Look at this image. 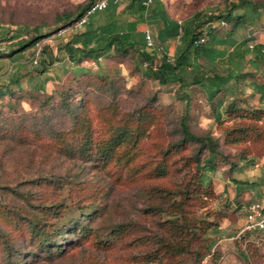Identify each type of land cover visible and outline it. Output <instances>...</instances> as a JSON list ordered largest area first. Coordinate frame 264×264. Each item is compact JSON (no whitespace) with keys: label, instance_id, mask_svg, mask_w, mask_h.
Instances as JSON below:
<instances>
[{"label":"rangeland","instance_id":"374dc122","mask_svg":"<svg viewBox=\"0 0 264 264\" xmlns=\"http://www.w3.org/2000/svg\"><path fill=\"white\" fill-rule=\"evenodd\" d=\"M85 1L0 0V29L8 31L9 35L21 32L26 37L36 28L47 34L39 42L40 49L45 45L46 53L51 52L58 59L40 76L45 92H16L11 98L0 100V237H7L20 252L18 258L7 259L0 239V264L17 260L21 264H165L166 258L146 260L144 247L136 245L134 238L144 236V230L158 237L167 231L166 216L155 207H167L171 203L173 198L166 191H173L177 194L174 198L179 199L185 189H188L193 209L210 211V218L217 222V228L207 233L214 243L200 264H264V233L242 230L246 205L264 201V119L241 116L255 107L238 99L226 103L229 113L218 123L213 120L217 95L210 100L203 86L191 85L189 129L197 135L208 133L215 142L212 158L203 160L207 150L202 149L201 162L196 167L194 155L198 145L195 142L173 146L180 138L178 117L182 103L176 93L177 83L160 84L143 76L144 67L134 66L126 56H116L110 62V79L100 81L96 73L104 69V60L97 63L83 60L76 64L68 61L65 52L58 49L69 33L68 29H59L61 16L74 12ZM173 1H183L184 12L195 9L206 12L217 3V0ZM99 14L95 12L91 18ZM205 46L209 48L211 44ZM6 49L5 42L0 44L2 82L11 71L35 65L29 60L30 48L15 62L4 56ZM117 61L123 63L119 65ZM195 63L196 60H192V70L184 73L187 80L192 77ZM89 70L95 75L89 76L87 81H75L70 75ZM61 92L68 105H77L78 111L88 108L96 133L107 134L108 128L115 124L133 126L135 111H147L148 118L141 124L145 132L136 146L137 153L122 162L108 164L95 159H70L58 153L53 140L47 141L46 132L51 127L66 130L72 124L60 99ZM222 98L230 99L224 95ZM256 108L264 109V102ZM198 173L202 174L201 185L194 180ZM56 181L76 184L65 191L50 184ZM54 196L97 207L90 216H97L93 226L100 233H107L116 223L123 225V233L119 239L110 240L111 247L106 251L87 243L85 249L77 247L53 261L37 256L38 245L29 241L23 219L11 215L15 206L22 207L19 213L29 214L28 199L36 201ZM63 237L59 238V243L66 247L72 238L67 234ZM30 250L35 254L28 256ZM178 264L191 263L186 258Z\"/></svg>","mask_w":264,"mask_h":264},{"label":"trees","instance_id":"16d2710c","mask_svg":"<svg viewBox=\"0 0 264 264\" xmlns=\"http://www.w3.org/2000/svg\"><path fill=\"white\" fill-rule=\"evenodd\" d=\"M94 1L86 0L79 4L74 12L64 13L61 16L59 29L69 27V33L67 39L59 43L58 49L65 52L68 61L76 64H80L83 60H90L94 63H97L98 60H104V69L102 72L96 73L100 81L110 79V62L116 56H126L129 57L134 66L141 65L144 67L143 76L156 80L160 84L177 83L176 93L182 103L181 113L178 117L180 138L173 146H180L188 141L195 142L198 145L194 155L196 167L201 162L200 153L202 149L207 150V156L203 160L209 161L215 154V142L208 133L197 135L189 129V88L193 84L203 86L207 90V98L210 100L217 95V92L220 91L217 89V71L202 62L198 63V61L205 59L202 54L208 49L205 45L212 43L213 37L208 39L207 36L213 34L217 29L215 27L217 22L231 21L233 9L246 3H251L256 7L260 2L222 0L220 4L215 3L214 6L210 7L203 18L190 29H180V25L175 24L173 31L168 35L173 37L180 35L184 48L178 54H171L161 45L164 41L162 38L153 41L152 45L148 46L145 41V34L142 38H136L129 34L123 35L117 32L97 33L88 24V19L80 28H73L71 25L86 12ZM139 3L144 7L142 0H139ZM209 23L214 26L210 28L209 32H205L203 26ZM46 36L47 34L40 33L36 28H32V33L26 37H23L21 32L9 35L8 31L0 29V44L6 43L7 49L4 56L15 62L29 48L32 56L36 44ZM200 37L204 38V42L195 45V41ZM193 59L196 60V65L193 67L191 79L187 80L184 73L187 69L192 70ZM29 60L32 63L31 57ZM57 61V56H53L51 52L46 53V46L43 45L35 65L24 70L11 71L5 81L0 82V100L11 98L16 92H45L46 86L40 80V76L49 71ZM117 63L120 65L123 62L117 61ZM204 67L206 71L203 70ZM70 75L75 81L83 82L95 74L89 70L77 75L70 73ZM205 80L207 81L206 84H204ZM59 96L64 101L63 104L70 114L72 124L66 130L51 127L46 132L47 141L53 140V147L58 153L76 160L95 159L102 164H108L112 161L122 162V160L132 158L137 153L136 146L145 132L141 124L148 118L149 113L147 111L142 109L135 111L136 116L133 117L135 124L133 126L132 124H115L108 128L107 134H101L93 130L88 108H81V111H78L77 105H68L62 92L59 93ZM236 100L238 99L231 98L225 101L222 96L217 97L213 107V120H217L219 123L223 119L222 116L229 113L230 108L226 103ZM241 116L251 120L264 119V109L253 108ZM245 128L247 129V127ZM194 178L201 185L202 174L198 173ZM50 184L57 186L59 190L69 191L71 184L75 185L76 183L56 181ZM166 192L170 194V198H173L171 203L167 207L157 205L155 208L166 216L164 222L167 231H163L158 237L155 233L143 229L145 235L135 237L134 242L136 245L141 244L144 247L143 257L148 261L166 258L165 264H178L189 258L191 264H200L201 259L210 251L214 243V239L208 237L207 233L217 228V222L210 218V211L201 210L197 212L193 209V205L189 203L188 189L181 193L182 197L179 199L174 198L176 193L173 191L168 190ZM34 200H26L29 214L19 213L22 207L15 206L11 216L23 219L25 229L29 234V241L36 242L38 245L39 253L37 256L43 255L53 261L64 257L77 247L85 249L87 243L90 247L95 246L94 248L99 251H106L111 247L110 240L112 238L119 239L124 231L123 225L116 223L109 228L107 233H100V230L93 226V221L97 216H90V212H95L97 207L90 204H80L78 200L73 198L54 196ZM66 234L71 235L72 239L65 238L69 242L66 243V247H62L59 238ZM0 239L3 242L5 257L7 259L18 258L20 252L12 246L8 238L1 235ZM27 254L32 256L35 253L30 250ZM176 256L178 260L175 261ZM11 264H21V261L17 260Z\"/></svg>","mask_w":264,"mask_h":264},{"label":"crops","instance_id":"0c3cea01","mask_svg":"<svg viewBox=\"0 0 264 264\" xmlns=\"http://www.w3.org/2000/svg\"><path fill=\"white\" fill-rule=\"evenodd\" d=\"M250 1L260 3L256 7L251 3L239 6L231 11L230 22H217V29L207 36L213 40L202 53L205 59L198 63L217 71V89L220 90L217 97L240 99L256 108L264 102V0ZM221 2L217 0V5ZM183 8V1L154 0L142 7L139 0H119L98 11V16L91 18L94 13L91 14L88 24L97 33L109 31L142 38L149 32L153 41L162 38L163 48L178 54L184 48L182 37L168 33L175 24L180 25V29H190L206 13L199 9L184 12ZM213 26L205 24L203 30L209 32ZM102 66L105 67L104 62Z\"/></svg>","mask_w":264,"mask_h":264},{"label":"built area","instance_id":"2783aa9c","mask_svg":"<svg viewBox=\"0 0 264 264\" xmlns=\"http://www.w3.org/2000/svg\"><path fill=\"white\" fill-rule=\"evenodd\" d=\"M154 0H142L143 6L150 5ZM119 0H95L89 8L86 10V12L78 19L76 20L71 26L73 28H80L88 19V17L98 11H102L110 3H118ZM69 27H66L62 29L61 31L67 30ZM145 41L148 46L152 45V37L149 32H145ZM204 42V38L200 37L195 41V45L201 44ZM40 52V45L39 43L36 44L34 49V54L31 56L32 63H37V56ZM264 99V95H263ZM244 225L242 230H248V231H254L259 230L264 233V202L263 201H252L248 203L245 207V216H244ZM264 237V236H263Z\"/></svg>","mask_w":264,"mask_h":264}]
</instances>
